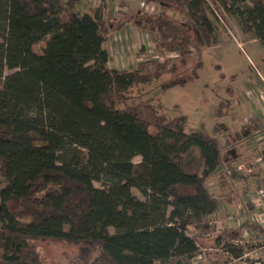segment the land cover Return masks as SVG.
Listing matches in <instances>:
<instances>
[{
    "label": "trees",
    "instance_id": "obj_1",
    "mask_svg": "<svg viewBox=\"0 0 264 264\" xmlns=\"http://www.w3.org/2000/svg\"><path fill=\"white\" fill-rule=\"evenodd\" d=\"M144 1L155 12L136 10L148 16L135 23L166 31L172 49L213 44L218 10L264 45V0ZM106 2L78 13L61 0H0V264H44L36 239L77 245L69 264H189L202 246L242 258L251 245L216 230L206 185L220 140L147 96L175 61L109 65Z\"/></svg>",
    "mask_w": 264,
    "mask_h": 264
},
{
    "label": "rangeland",
    "instance_id": "obj_2",
    "mask_svg": "<svg viewBox=\"0 0 264 264\" xmlns=\"http://www.w3.org/2000/svg\"><path fill=\"white\" fill-rule=\"evenodd\" d=\"M61 2L70 11L88 13L90 8L101 0H61ZM118 2L129 5L130 1L118 0ZM108 3L109 1L106 2V6ZM120 4L118 3L117 7ZM108 6L111 11L113 5ZM127 9L133 20L139 18L147 20L148 14L152 15L155 12L136 13L137 6H128ZM127 9L124 12L122 10L124 17ZM218 12L220 16L216 20L218 35L216 41L210 46L204 47L196 39L186 43L180 50L172 49L173 41L164 36L166 31L162 34L156 27L149 28L153 31L149 34L150 43L144 50H141L142 48L132 50V61L134 63L139 59H154L164 62L167 61L166 59H171L167 65L172 60L175 61L177 72L163 74L157 87H154L147 96L151 98L153 104L160 103L166 108L182 111L187 117L188 130L203 129L210 132L214 129L220 135L222 124L213 126L212 123L216 122L214 113L219 108L221 96L233 100V90H239L241 93L248 90L264 93V45L258 42L252 33H244L235 16L220 10ZM165 13L168 14V12ZM123 15L119 16L123 17ZM176 18L180 19L181 16L176 15ZM66 20L65 12L62 15V21ZM107 47L110 52L113 51L112 44H107ZM125 55V53L122 54V60L124 57L125 65H127L128 60ZM110 58L113 62L112 55ZM185 67L189 68L182 72L181 70ZM150 69H153V65ZM151 132L154 133V129H151ZM139 161L140 157L133 158L134 163ZM198 161V151L192 149L191 154L185 156L183 167L188 171H196ZM136 194L141 196L138 191ZM31 244L39 251L44 264H69L77 253V245L63 241L36 239ZM199 252L200 254L198 253L189 264H211L209 257L204 259V253L210 256L211 261L218 262L216 264H250L254 261L250 256L232 258L225 254L221 247L206 249L202 246ZM258 260L264 261V256H259Z\"/></svg>",
    "mask_w": 264,
    "mask_h": 264
},
{
    "label": "crops",
    "instance_id": "obj_3",
    "mask_svg": "<svg viewBox=\"0 0 264 264\" xmlns=\"http://www.w3.org/2000/svg\"><path fill=\"white\" fill-rule=\"evenodd\" d=\"M108 1V5H113L110 9L112 21L109 22L104 47L114 59L113 63L109 54V65L127 70L142 60L138 58L133 63L132 50L146 49L151 41L149 34L153 31L136 24L128 9L126 19L120 17L123 14L117 11L120 2ZM107 44H112L113 51L108 50ZM124 53L127 55V65L124 57L122 60ZM233 96V100L221 96L219 107L222 102L224 104L221 110L214 113L216 122L212 124H222V127L219 126L221 134L214 129L208 131L220 140L222 162L208 178L206 185L219 201L215 215L216 230L236 229L241 235L260 237L264 235L261 220L263 209L256 189L264 188V93L233 90ZM235 165H242L244 169H236Z\"/></svg>",
    "mask_w": 264,
    "mask_h": 264
},
{
    "label": "built area",
    "instance_id": "obj_4",
    "mask_svg": "<svg viewBox=\"0 0 264 264\" xmlns=\"http://www.w3.org/2000/svg\"><path fill=\"white\" fill-rule=\"evenodd\" d=\"M129 1H130L129 7L130 6H132V7L137 6V9L142 10L144 13L153 12V10H154V5L148 3L147 1H144V0H129ZM121 8L122 7H120V8L118 7L117 11L122 12V10H123V12H124L125 9L128 8V6H126V8H124V9H121ZM235 168L239 169V170L244 169L242 165H235ZM256 194L258 196L259 204L262 206V209H263V213L261 215V218H262L261 220H262V224L264 225V188L260 187V188L256 189ZM243 241L250 243L251 248L247 252H245L242 257L250 256L251 258H253L254 260L257 261L259 256H264V235H262L260 237L241 235L240 239L234 241V244H240Z\"/></svg>",
    "mask_w": 264,
    "mask_h": 264
}]
</instances>
